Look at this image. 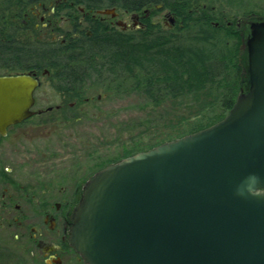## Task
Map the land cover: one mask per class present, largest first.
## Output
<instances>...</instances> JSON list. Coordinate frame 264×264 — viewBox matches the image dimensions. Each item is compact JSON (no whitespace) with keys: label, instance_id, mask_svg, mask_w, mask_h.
<instances>
[{"label":"water","instance_id":"obj_1","mask_svg":"<svg viewBox=\"0 0 264 264\" xmlns=\"http://www.w3.org/2000/svg\"><path fill=\"white\" fill-rule=\"evenodd\" d=\"M250 29L249 87L223 119L87 180L71 228L85 264H264V21ZM40 85L0 74L1 135L34 115Z\"/></svg>","mask_w":264,"mask_h":264},{"label":"trees","instance_id":"obj_2","mask_svg":"<svg viewBox=\"0 0 264 264\" xmlns=\"http://www.w3.org/2000/svg\"><path fill=\"white\" fill-rule=\"evenodd\" d=\"M46 1L0 0V74H44L69 101L84 102L89 91L104 92L114 99L140 95L155 105L185 95L206 100L198 110V120L177 129L168 140L220 121L242 88L247 91L249 87L241 30L235 24L236 16L224 11L233 0H56L53 15L72 25L59 28L65 41H24L18 33L34 28V22L25 25L24 21L28 16L34 18L32 8H42ZM158 4L175 13L178 23L174 28L147 20L138 30H108L99 24L91 36L85 30L77 32L82 8L88 13L114 5L142 11ZM242 4L236 5L240 11L254 12ZM227 21L233 24L228 26ZM3 250L0 245V254Z\"/></svg>","mask_w":264,"mask_h":264},{"label":"rangeland","instance_id":"obj_3","mask_svg":"<svg viewBox=\"0 0 264 264\" xmlns=\"http://www.w3.org/2000/svg\"><path fill=\"white\" fill-rule=\"evenodd\" d=\"M55 1H46V7ZM233 2L234 4L227 6L224 11L236 16V19L245 18L250 14L240 11L236 6L238 2L243 3L244 9H252L251 11L264 17V0H233ZM39 9L38 16L35 14L34 18L31 17L29 20L27 17L25 20V25H28L27 21L34 22V28L18 33L24 41L34 39L50 41L54 33L59 34L60 26L53 31L44 25L42 27L44 23L40 20L41 16L46 19L49 17L54 20L61 19L59 22L61 28L72 27L70 22L60 15H49L48 10L53 8L44 10L39 7ZM157 11L158 14L153 20L162 23L165 11L158 9ZM46 19L45 23H47ZM36 24L40 26L37 28ZM40 80L41 85L35 91V108L46 109L52 106L54 109L36 115L22 125L23 130L27 132L21 134L22 142L16 143L14 135L11 134L3 141L0 148L2 162L8 164L12 160L16 161L14 160L16 158L19 161L21 159L27 161L25 167L15 170L14 175L10 174L23 185L34 184L40 179L44 183L50 180L56 183L63 173H69L68 178L76 183H82L100 167L151 149L159 142L170 141L167 138L169 135L176 134L177 129L186 128L188 124L198 120V110L206 102V100L200 101L197 96L185 95L155 105L140 95L114 99L104 92L93 91L88 92V98L84 102L69 101L51 86L47 76L40 74ZM242 90L245 91L244 88ZM57 105H63V108H56ZM11 143L14 145L11 146ZM6 187L10 185L4 183L0 185V197ZM35 194L36 197H33L31 193L29 200L17 201L31 214L38 211L37 198L42 199L43 196L50 198L53 195L54 198L59 195L57 190L53 189L51 192L48 188ZM34 226L46 229L49 222L29 224L28 231L30 232ZM24 232L25 227L20 228L16 224L0 221V245L5 250L0 254V264H44L41 251L29 243L28 238L22 234ZM80 263L76 261L75 264Z\"/></svg>","mask_w":264,"mask_h":264},{"label":"flooded vegetation","instance_id":"obj_4","mask_svg":"<svg viewBox=\"0 0 264 264\" xmlns=\"http://www.w3.org/2000/svg\"><path fill=\"white\" fill-rule=\"evenodd\" d=\"M54 5L55 3H50L49 7L43 5L42 9L47 10L53 8L52 10H48L49 15H53V13L55 12ZM112 7L116 8V15L99 14L98 10L101 9H96L88 13L82 8L83 14L78 19L81 26L77 32L85 30L86 34L91 36L93 35L94 26H98L99 24H103L108 30H138L147 25V20H151L152 23H160V21L153 20V17L158 14V11H155V9L165 11L163 20L161 21L163 27L171 29L174 28L178 23L175 13L169 9H163L162 6L157 7L156 5L155 8H145L142 11H130L116 5ZM32 11L38 16L40 9L37 6L33 7ZM170 16L175 18V21L173 23L170 21ZM28 18L29 20L31 19L30 16H28ZM45 19L46 18L44 16L40 17V20L43 21L42 23H44L42 24V27L44 25V27H48L53 31L61 26V24H59V22H61V19L56 18L54 20L49 17L48 19H46L47 23L44 22ZM119 20H123L125 24L119 26L117 24V21ZM259 21H264V17L256 15L254 12H251L245 18L240 17L236 19L235 24L237 25V28L241 30V37L244 47H246V40L250 35L251 24L253 22ZM232 24V21H227L228 26ZM39 26V24H36L37 28ZM58 39H61V35L57 33H54L51 36V40L54 42H56ZM61 40L62 42L65 41L64 39ZM34 73L36 72L34 71ZM37 76H39L40 78L39 74H37ZM35 106L36 102L32 108L35 111L32 117L36 115H42L54 109V107L50 110L48 109L52 106H49L46 109H36ZM55 107L63 108V105H57ZM29 119L21 123L9 126L6 135L0 134V148L3 141L8 139L11 134L14 135L13 137L16 143L22 142L23 135L21 134H27V132L23 130L22 125L24 123H27ZM12 145L14 144L11 143V146ZM14 160L16 161L12 160L8 164L0 161V185L2 183L10 185V187L5 188L0 197V221L8 224H16L20 228L25 227V232L22 233L23 236L27 237L29 243L41 251L44 258V264H75L76 261L85 264L80 254L76 252L71 245L73 214L82 197L85 183L94 175L96 171L101 169V167L95 170L82 183H76V181L68 178L67 175L69 173H63L61 174L62 176L60 177V179L56 180V183H52L51 180L48 181V183H44L40 179L34 184L23 185L20 183V181H16L13 175L15 174V170L17 171L18 169L25 167V165H27V161H25L24 159H21V161H19V159L17 158ZM47 188L51 190V192L53 191V189L57 190L59 195L54 198V195L50 198H45L44 196L42 199L37 198L38 211H35L34 214L26 211L23 206L17 202L20 199L29 200L31 197V193L33 197H36L35 193L37 191H45ZM48 222L49 226L46 229H39L34 226L30 229V232L28 231L29 224H46Z\"/></svg>","mask_w":264,"mask_h":264}]
</instances>
